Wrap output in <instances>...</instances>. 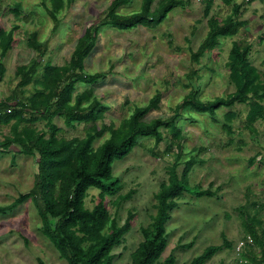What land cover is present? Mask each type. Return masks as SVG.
I'll return each mask as SVG.
<instances>
[{"label":"rangeland","instance_id":"374dc122","mask_svg":"<svg viewBox=\"0 0 264 264\" xmlns=\"http://www.w3.org/2000/svg\"><path fill=\"white\" fill-rule=\"evenodd\" d=\"M71 1V2H70ZM114 0H65L59 14L60 27L53 32L54 22L45 7L51 0H0V26L10 30L13 24L20 29L15 33L14 48L3 60L6 74L0 83V101L11 97L25 100L34 92L33 84L20 87L17 68L27 65L37 53L27 47L26 36L36 32L40 42H48L43 64L50 62L64 66L71 58L79 38L93 23L105 17ZM161 0H154L156 7ZM241 4L240 21L246 23L239 35L222 39V44L207 53L199 62L192 59L209 30L211 16L225 19L232 10L222 0H216L210 16L204 14L202 0H190L186 7H177L155 29L139 27L121 30L112 26L102 27L96 48L85 61L88 74L107 73L108 76L94 87V94L108 108L104 118L97 122L118 127L129 118L137 106H145L157 93L162 92L160 109L149 113L144 120L173 115L175 107L190 92L189 81L203 100L226 96L235 90L230 82L227 66L229 52L235 41L252 45L251 62L264 73V0H235ZM142 0H129L117 12L130 14L138 10ZM21 5L23 23L16 20L13 7ZM87 85L79 83L75 95ZM194 88V87H193ZM218 111L216 121L208 115L196 114L189 109L183 112L178 125L186 135L184 156L178 167L181 175L184 162L198 157L202 163L189 173L191 187L210 189L212 197L198 198L187 194L179 202L167 224L169 242L161 260L173 255L176 264H188L201 255L208 246L225 247L206 264H242L239 245L247 238L244 214L257 215L264 221V120L255 123V133L245 127L248 106L237 105V117L232 122L231 135L222 128L223 115ZM60 128L58 136L71 139L86 136L85 124L67 127L62 118H55ZM48 130L46 121L35 124ZM4 133L9 126L2 127ZM0 131V140H3ZM166 136L167 130H162ZM109 133L95 141L98 147ZM232 139V140H230ZM133 152L113 165L114 176L123 188L119 195L133 191L131 199L117 203L107 197L106 206L120 225L132 212L131 231L125 241L116 247L115 264H130L131 253L143 240L141 228L148 226L155 215V194L169 178V167L174 162L175 148L168 152L167 143L156 144L153 138L140 141ZM0 153V206L11 204L19 194L28 192L34 185L37 173L36 158L17 154ZM253 161V162H252ZM99 202V191L90 189L86 207L92 209ZM41 220L31 200L13 213L0 215V264H68L60 257L54 245L41 233ZM258 259L261 258L257 250Z\"/></svg>","mask_w":264,"mask_h":264},{"label":"trees","instance_id":"16d2710c","mask_svg":"<svg viewBox=\"0 0 264 264\" xmlns=\"http://www.w3.org/2000/svg\"><path fill=\"white\" fill-rule=\"evenodd\" d=\"M128 1L111 2L105 17L88 27L79 38L70 60L64 66H55L50 62L43 64L48 42H40L36 32L25 35L27 47L37 56L29 64L18 66L17 75L21 78L19 86L33 84L34 92L26 100L11 97L0 101V131L4 126L10 129L8 133L2 132L4 138L0 140V153H13L12 161L17 154L35 157L37 165L33 187L19 194L11 204L0 206V215L13 213L31 200L41 220V233L68 264H115L113 251L126 240L135 215L130 212L125 223L120 225L106 206L107 197L117 196L119 204L133 195V191L119 195L123 185L114 176L113 165L129 156L137 146L142 145L140 141L147 138H153L157 145L166 142L168 152L175 148L177 152L172 154L174 162L169 167L168 180L161 184L155 194L156 213L152 216V222L141 228L143 240L131 253L130 264H176L173 255L161 260L168 247L167 224L172 219L173 211L189 193L198 198L214 195L210 189L203 190L200 186L191 187L189 184V173L195 165L203 162L198 157L185 161L183 172L178 174L186 140L185 133L178 125L183 112L189 109L216 121L218 111L227 109L222 128L229 135L233 133L232 122L237 117L233 108L237 105L248 106L245 127L250 132L255 133V123L264 120V73L251 62L252 45L246 41H235L227 63L230 82L235 88L233 92L203 100L191 80L188 83L190 92L175 107L173 115L144 120L149 113L160 109L163 94L157 92L148 104L137 106L118 127L103 124L99 128L97 122L104 118L108 108L94 94V87L108 74H88L85 61L96 48L100 29L107 26L121 30L139 27L155 29L172 10L186 7L190 0H161L156 7H153L154 0H142L140 8L130 14L117 12ZM222 1L232 12L225 19L209 18L208 33L197 51L192 53L195 62L212 53L222 44V39L239 35L246 25L239 20L242 5L235 0ZM202 2L205 4L204 14L208 17L216 0ZM64 7L65 0H51V7H45L54 22L53 32L60 27L59 14ZM12 11L17 21L28 22L29 16L20 17L21 5L16 4ZM19 29L16 23L10 30L0 26V83L7 71L3 60L14 48L15 33ZM79 83L87 85V88L75 95ZM55 118H62L67 127L84 123L86 136L71 139L58 136L60 128L54 123ZM40 121H46L48 130L35 125ZM163 129L167 130V136ZM106 133H109V138L95 147V141ZM90 189L99 191V202L92 209L86 207ZM261 209H264V205H261ZM244 219L246 236L253 239V244L246 243L239 253L242 264H264V221L258 219L257 215L246 213ZM225 247H231L226 240L223 245L208 246L188 264H206ZM257 250L261 254L260 259ZM38 262L45 264L40 259Z\"/></svg>","mask_w":264,"mask_h":264},{"label":"built area","instance_id":"2783aa9c","mask_svg":"<svg viewBox=\"0 0 264 264\" xmlns=\"http://www.w3.org/2000/svg\"><path fill=\"white\" fill-rule=\"evenodd\" d=\"M246 243H248V244H253V239H252L250 236H248V237L246 238V240H244V241H242V242L240 243V245H239V249H242V248L245 246Z\"/></svg>","mask_w":264,"mask_h":264}]
</instances>
